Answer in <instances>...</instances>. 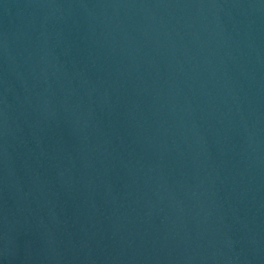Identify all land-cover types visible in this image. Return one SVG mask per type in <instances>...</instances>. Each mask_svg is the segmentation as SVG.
I'll return each mask as SVG.
<instances>
[{
  "label": "water",
  "instance_id": "1",
  "mask_svg": "<svg viewBox=\"0 0 264 264\" xmlns=\"http://www.w3.org/2000/svg\"><path fill=\"white\" fill-rule=\"evenodd\" d=\"M0 264H264V0H0Z\"/></svg>",
  "mask_w": 264,
  "mask_h": 264
}]
</instances>
